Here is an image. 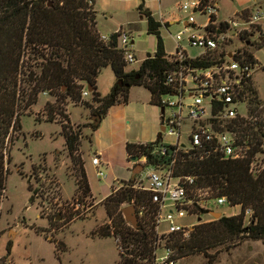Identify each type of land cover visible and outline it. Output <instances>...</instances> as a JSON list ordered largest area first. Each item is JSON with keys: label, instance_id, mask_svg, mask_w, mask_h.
Returning <instances> with one entry per match:
<instances>
[{"label": "trees", "instance_id": "1", "mask_svg": "<svg viewBox=\"0 0 264 264\" xmlns=\"http://www.w3.org/2000/svg\"><path fill=\"white\" fill-rule=\"evenodd\" d=\"M140 1L137 10L146 20L147 33L156 37L155 52L147 54L137 70L127 71L123 52L118 48V35L111 33L108 41L101 40L96 28L94 0H0V205L5 198L9 174V145L14 142V133L21 131L20 118L30 115L41 95L54 98V102L45 103L42 111L45 121L61 126L75 184L72 201L61 205L59 213L51 214L47 220L51 223L61 213L66 227L83 219L85 206H91L94 198L82 158V130L71 125L65 107L73 104L90 109L96 119L84 127L92 133L112 106L127 103L132 86L145 88L150 93V103L159 107L162 96L173 92L166 84L169 73L182 66L208 69L227 61L226 46L233 43L231 39L221 42L218 49L196 57L186 55L181 62L169 55L160 35L162 24L144 7V0ZM241 13L246 17L249 11L245 9ZM166 25L169 27L168 23ZM208 30L217 37L218 31L224 33L226 29L212 18ZM255 33L261 35L260 39L250 37ZM240 39L242 47L234 51L233 60L242 67L258 68L254 50L264 46V32L251 26V33ZM107 67L114 73L116 83L103 96L97 91L96 81L100 71ZM87 85L92 91L85 99L81 93ZM245 91L248 100L246 117L235 118L227 125L235 132L238 143L249 147L248 157L244 160L225 159L213 147L175 151L172 146H167L165 154H150L153 146L161 142V137L146 144H126L128 159L147 156V164L161 167H166L173 159L175 177H194L197 187L209 189L216 197H225L229 206L239 208L238 214L221 215L213 221L196 224L187 237L180 233L161 237L172 251L174 264L195 256H203V264H214L218 253L229 252L246 240L261 241L264 245V168L255 172L249 168L252 158L264 149V103L251 78L247 80L244 94ZM137 178L138 174L122 182L118 189H111L101 202L106 222L91 232L92 237L115 240L118 260L114 264H156L157 261L155 251L160 238L155 232V217L158 208L149 193L132 187ZM28 190L31 193L29 204H35L33 190L30 186ZM128 206L144 208V215L138 217L135 227L124 216L123 210ZM195 211L201 213L204 210L198 208ZM35 231L48 239L49 230ZM49 240L54 243L57 254L66 251L63 242L54 238ZM11 246L9 242L7 254L0 258V264L8 263Z\"/></svg>", "mask_w": 264, "mask_h": 264}, {"label": "rangeland", "instance_id": "2", "mask_svg": "<svg viewBox=\"0 0 264 264\" xmlns=\"http://www.w3.org/2000/svg\"><path fill=\"white\" fill-rule=\"evenodd\" d=\"M185 1L190 0H161L164 18L176 19L168 29L172 34L181 30L187 21L188 14L177 10L178 3ZM216 2L217 20L235 18L245 9L251 13L260 6L264 8V0ZM140 4V0H98L95 4L96 28L100 35H109L115 29H122L133 40L130 50L137 62L128 65L127 71L137 70L146 55L155 52L156 37L147 33L146 20L141 18L137 10ZM144 7L152 10L156 19L159 18L157 0H144ZM194 18L198 23L207 20L199 14H194ZM168 31L161 27L160 35L165 51L172 53L174 42ZM183 46L191 57L202 52L200 48L188 47L185 43ZM239 47H242L241 43L233 39L226 50L235 51ZM254 56L259 67L252 70L251 79L259 99L264 103V46L254 50ZM115 83L112 70L109 67L103 68L97 77V91L103 96L107 95ZM161 99L173 98L164 95ZM47 101L54 102V98L41 95L30 115L20 118L21 131L14 133V142L9 145L6 194L0 205V258L7 254V245L11 242L7 264H114L118 260L115 240L111 237H92L91 232L106 222L101 205L103 199L110 194L111 189H118L122 182L127 181L114 180L129 176L132 169V161L125 158L124 142L153 138L159 125L160 109L150 103V93L145 88L132 86L127 103L112 106L96 131L91 133L89 128L84 127L96 119L91 110L73 104L65 107L71 125L82 130V158L84 164L86 162V174L94 198L91 206H85L83 219L65 227L61 213L51 223L47 220L51 214L59 213L61 205L72 201L75 191L61 126L57 122L45 121L42 109ZM241 109L244 110V107L241 106ZM162 139L167 142L170 138L162 136ZM99 149L107 153L110 164L108 166L102 162L99 170L104 173L103 178L96 176V169L90 163L94 150ZM110 183H113L111 188ZM28 186L32 188L35 197V204L32 205L29 204L31 193ZM210 207L225 216L239 213L238 207L228 204L217 206L211 203ZM198 219L204 221L208 216L201 214ZM198 219L187 218L182 222L196 224ZM162 228L165 229L166 224H162ZM37 229L49 230L48 239L44 234L36 232ZM52 238L63 242L66 251L57 254L54 243L49 240ZM163 254L164 250L158 248L157 258ZM158 259L156 264H160ZM204 260L203 256H195L175 264H203ZM214 264H264V245L261 241H243L229 252L218 253Z\"/></svg>", "mask_w": 264, "mask_h": 264}, {"label": "built area", "instance_id": "3", "mask_svg": "<svg viewBox=\"0 0 264 264\" xmlns=\"http://www.w3.org/2000/svg\"><path fill=\"white\" fill-rule=\"evenodd\" d=\"M177 10L188 14V17L182 29L176 34L168 31L167 21L163 15L160 16L159 22L174 42V52L169 55L175 56L180 62L184 61L187 55L183 43L205 52L218 49L221 42L226 40L237 39L241 43L240 37L251 33V26L259 27L264 32V8L261 6L246 17L239 13L235 18L217 20V23L223 24L226 29L224 33L218 31L217 37L212 36L208 30L211 19H217V2L203 3L202 0H190L178 3ZM194 14L204 16L207 20L198 23ZM114 33L118 35V48L122 50L126 64L131 65L137 62L130 50L133 46L132 38L122 29ZM260 36L258 33L250 35L256 40L260 39ZM108 39L109 35H101V40L108 41ZM233 54L234 51L227 50V61L220 66L208 69L182 66L178 71L167 75L166 84L173 91L167 96L173 99L160 101L159 109L163 110L160 113V124L164 132L161 135V142L153 146L150 154H165L167 146H172L175 151L213 147L214 151L225 159L244 160L248 157L249 147L239 144L235 132L229 130L227 125L233 119L247 115L248 100L244 89L247 80L251 78L253 69L249 66H240L233 60ZM81 94L82 98L89 96L87 86L82 89ZM162 136L172 141L165 142ZM133 158L134 161L132 158L129 159L133 167L141 166L142 169L132 187L149 193L152 203L158 208L155 232L160 239L156 244V251L162 248L164 254L156 259L160 264H174L171 259L172 251L164 245L161 237L176 233L187 237L196 224L215 220L212 214L218 211L211 209V203L219 206L228 202L225 197H216L209 189L197 187L194 177H175L172 172L175 162L173 159L166 167H161L147 164V156ZM90 162L96 169V176L103 178L105 175L99 170L102 165L100 158L93 155ZM249 168L252 172L258 171L256 170L258 168H264V149L252 158ZM79 206L76 204V208ZM198 208L204 211L201 213L195 211ZM135 214L137 219L142 217L144 208L135 209ZM201 214L207 215L208 219L199 221ZM247 214L250 212L247 211ZM187 218H197L198 222L196 224L182 222ZM162 224H166L165 229L162 228Z\"/></svg>", "mask_w": 264, "mask_h": 264}, {"label": "crops", "instance_id": "4", "mask_svg": "<svg viewBox=\"0 0 264 264\" xmlns=\"http://www.w3.org/2000/svg\"><path fill=\"white\" fill-rule=\"evenodd\" d=\"M95 1V4H97L98 3V0H94ZM157 3H158V14H159V18L158 19H156L155 17H154V15H153V11L152 10H150L149 8V10L151 11V13H152V16L154 17V19H156L157 21H160V16H162L163 15V13H162V9H161V0H157ZM163 17H165L164 15H163ZM166 21H167V23H168V25L169 26H171V25H173L175 22H176V19H171V18H164ZM168 29H169V27H168ZM116 30H119V29H115L114 31H113V33L116 31ZM173 53V52H172ZM172 53H169L168 52V54H172ZM203 53V51L200 53V54H202ZM186 54H187V56H189L188 55V53H187V48H186ZM199 54V55H200ZM189 57H191V56H189ZM160 118V117H159ZM160 127H161V124H160V119H159V125L156 127V131H155V134H154V137L153 138H151V139H144V140H142V141H137V142H132V143H138V144H146V143H149V142H154L157 138H158V135H159V132H160ZM169 139V138H168ZM168 143H170L171 141H170V139H169V141H167ZM127 143H131L130 141H125L124 142V148H125V158H127L128 159V155H127V153H126V144ZM94 155H97L99 158H100V160H101V162H104L106 165H110L109 164V160H108V158H107V153H105L104 152V150H94V153H93ZM93 156V155H92ZM91 156V157H92ZM87 161V160H86ZM128 161H130L129 159H128ZM91 163V162H90ZM85 168H86V162H85ZM86 170V169H85ZM140 172H139V168H137V167H133V164H132V169L129 171V176H127V177H125V178H122V179H118V178H116L115 180H114V182H116V181H118V180H129L130 178H132L134 175H136V174H139ZM113 182V183H114ZM113 183H110V188H111V185L113 184ZM116 243V242H115Z\"/></svg>", "mask_w": 264, "mask_h": 264}, {"label": "water", "instance_id": "5", "mask_svg": "<svg viewBox=\"0 0 264 264\" xmlns=\"http://www.w3.org/2000/svg\"><path fill=\"white\" fill-rule=\"evenodd\" d=\"M87 90L88 91H92V88L90 87V85H87ZM162 109H160V113H162ZM164 132V128L161 126L160 127V132H159V135L158 137H161L162 133ZM135 159L132 158V161H134ZM137 168H139V172L140 170L142 169L141 166H137ZM123 213H124V216L126 218V221L132 225L133 227H135L137 225V222H138V219H137V216L135 214V209L133 206H128L126 207L124 210H123ZM213 218L215 219H218L221 217V213L219 212H215L212 214Z\"/></svg>", "mask_w": 264, "mask_h": 264}]
</instances>
